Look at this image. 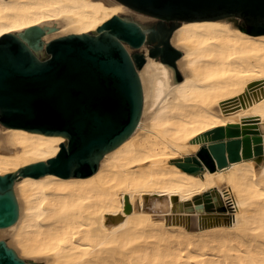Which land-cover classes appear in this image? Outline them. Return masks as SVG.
I'll use <instances>...</instances> for the list:
<instances>
[{"label": "bare ground", "instance_id": "bare-ground-1", "mask_svg": "<svg viewBox=\"0 0 264 264\" xmlns=\"http://www.w3.org/2000/svg\"><path fill=\"white\" fill-rule=\"evenodd\" d=\"M121 13L131 11L111 0H0V36L54 27L42 37L47 42L95 31ZM168 41L179 52L174 65L144 45L138 128L93 174L15 181L18 217L0 238L19 257L31 264H264V37L191 21ZM236 97L238 108L226 113L223 102ZM243 117L256 118L258 157L216 163L214 171L200 160L198 173L176 164L202 145L196 137ZM61 143L58 135L0 125V175L47 161ZM210 191L222 206L218 224L166 222L174 200Z\"/></svg>", "mask_w": 264, "mask_h": 264}, {"label": "water", "instance_id": "water-1", "mask_svg": "<svg viewBox=\"0 0 264 264\" xmlns=\"http://www.w3.org/2000/svg\"><path fill=\"white\" fill-rule=\"evenodd\" d=\"M111 1L155 23L143 24L121 13L95 31L61 35L47 42L42 37L54 27L35 25L0 36V125L58 135L64 141L47 161L0 175V228L10 226L18 217L17 179L47 173L64 178L90 176L103 155L137 130L145 44L150 55L174 65L179 52L168 39L182 22L204 21L264 37V0ZM238 99L223 102L226 113L238 108ZM255 127V117L216 127L194 139L203 143L193 155L184 162L174 161L181 169L198 173L203 170L201 161L214 171L216 163L224 167L239 158L258 157L261 147ZM211 192L191 200H174L171 214L164 215L166 222L187 229L218 224L222 206ZM124 210H130L127 201ZM0 264L31 262L0 238Z\"/></svg>", "mask_w": 264, "mask_h": 264}, {"label": "rangeland", "instance_id": "rangeland-1", "mask_svg": "<svg viewBox=\"0 0 264 264\" xmlns=\"http://www.w3.org/2000/svg\"><path fill=\"white\" fill-rule=\"evenodd\" d=\"M128 14L133 16L134 18H136L137 20H139L143 24L153 23V21L151 19H149V18H147V17H145L143 15H140V14H137V13H134V12H131V13H128ZM259 82H261V81H259Z\"/></svg>", "mask_w": 264, "mask_h": 264}, {"label": "flooded vegetation", "instance_id": "flooded-vegetation-1", "mask_svg": "<svg viewBox=\"0 0 264 264\" xmlns=\"http://www.w3.org/2000/svg\"><path fill=\"white\" fill-rule=\"evenodd\" d=\"M152 21H154V23H155V20H152Z\"/></svg>", "mask_w": 264, "mask_h": 264}]
</instances>
